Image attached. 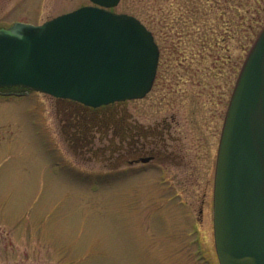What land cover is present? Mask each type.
<instances>
[{
    "label": "rangeland",
    "instance_id": "374dc122",
    "mask_svg": "<svg viewBox=\"0 0 264 264\" xmlns=\"http://www.w3.org/2000/svg\"><path fill=\"white\" fill-rule=\"evenodd\" d=\"M88 5L0 0V28ZM111 10L153 32V88L87 113L35 90H0V264H219L218 146L264 0H121ZM124 111L153 134L164 130L169 159L121 162Z\"/></svg>",
    "mask_w": 264,
    "mask_h": 264
},
{
    "label": "water",
    "instance_id": "95a60500",
    "mask_svg": "<svg viewBox=\"0 0 264 264\" xmlns=\"http://www.w3.org/2000/svg\"><path fill=\"white\" fill-rule=\"evenodd\" d=\"M43 24L0 28V88L22 86L100 107L144 98L160 59L137 17L91 0ZM220 264H264V26L236 81L225 116L214 185Z\"/></svg>",
    "mask_w": 264,
    "mask_h": 264
},
{
    "label": "flooded vegetation",
    "instance_id": "af4514ba",
    "mask_svg": "<svg viewBox=\"0 0 264 264\" xmlns=\"http://www.w3.org/2000/svg\"><path fill=\"white\" fill-rule=\"evenodd\" d=\"M60 101L68 102L71 105V107H74L72 109L74 111L76 110L78 111L80 109L84 110L85 112L87 110L99 111L109 107V106L107 107L104 106L99 108H92V107L84 106L74 101H69V100H60ZM121 114H122L121 119L117 124H119V130H120L119 152L121 154L120 158L123 164L129 163L130 166H133L134 164L147 165L150 162H156L159 164V162L166 161V159L170 158V145L165 142L164 130H160L158 134L157 133L153 134L151 133V131H149L150 128L143 127L138 123L131 122L126 111H124V114L123 112ZM89 119H87V121H89ZM92 129L93 128L88 130L92 132ZM164 129H167L168 134L170 135L169 132L170 125L168 127L166 126V128ZM220 139H221V135H220Z\"/></svg>",
    "mask_w": 264,
    "mask_h": 264
}]
</instances>
